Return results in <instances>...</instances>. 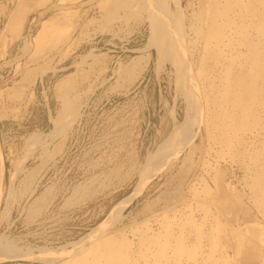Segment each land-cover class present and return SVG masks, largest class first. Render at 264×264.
<instances>
[{
    "label": "rangeland",
    "instance_id": "374dc122",
    "mask_svg": "<svg viewBox=\"0 0 264 264\" xmlns=\"http://www.w3.org/2000/svg\"><path fill=\"white\" fill-rule=\"evenodd\" d=\"M0 264H264V0H0Z\"/></svg>",
    "mask_w": 264,
    "mask_h": 264
},
{
    "label": "bare ground",
    "instance_id": "6f19581e",
    "mask_svg": "<svg viewBox=\"0 0 264 264\" xmlns=\"http://www.w3.org/2000/svg\"><path fill=\"white\" fill-rule=\"evenodd\" d=\"M192 78V77H191Z\"/></svg>",
    "mask_w": 264,
    "mask_h": 264
}]
</instances>
